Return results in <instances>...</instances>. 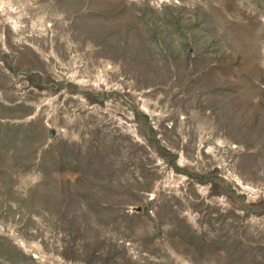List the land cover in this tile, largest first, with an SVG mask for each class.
<instances>
[{
	"label": "rangeland",
	"instance_id": "374dc122",
	"mask_svg": "<svg viewBox=\"0 0 264 264\" xmlns=\"http://www.w3.org/2000/svg\"><path fill=\"white\" fill-rule=\"evenodd\" d=\"M0 264H264V0H0Z\"/></svg>",
	"mask_w": 264,
	"mask_h": 264
},
{
	"label": "water",
	"instance_id": "95a60500",
	"mask_svg": "<svg viewBox=\"0 0 264 264\" xmlns=\"http://www.w3.org/2000/svg\"><path fill=\"white\" fill-rule=\"evenodd\" d=\"M50 136H52V133H50Z\"/></svg>",
	"mask_w": 264,
	"mask_h": 264
}]
</instances>
